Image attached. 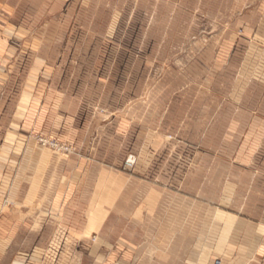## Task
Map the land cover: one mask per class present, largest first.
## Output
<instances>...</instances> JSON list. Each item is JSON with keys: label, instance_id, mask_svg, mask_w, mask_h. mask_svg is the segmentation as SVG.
Masks as SVG:
<instances>
[{"label": "crops", "instance_id": "1", "mask_svg": "<svg viewBox=\"0 0 264 264\" xmlns=\"http://www.w3.org/2000/svg\"><path fill=\"white\" fill-rule=\"evenodd\" d=\"M139 3L0 0V264H264V157L242 192L188 208L162 180L87 150L101 117L90 85L124 50ZM36 135L76 152L58 156Z\"/></svg>", "mask_w": 264, "mask_h": 264}, {"label": "rangeland", "instance_id": "2", "mask_svg": "<svg viewBox=\"0 0 264 264\" xmlns=\"http://www.w3.org/2000/svg\"><path fill=\"white\" fill-rule=\"evenodd\" d=\"M138 9L124 50L88 89L101 114L90 119L88 152L102 147L121 171L162 180L173 207L181 196L190 208L228 186L242 192L252 159L264 157V0H140ZM34 140L58 156L76 152Z\"/></svg>", "mask_w": 264, "mask_h": 264}]
</instances>
